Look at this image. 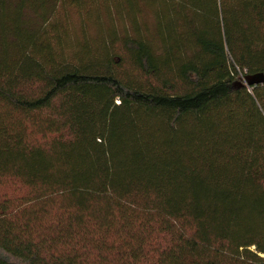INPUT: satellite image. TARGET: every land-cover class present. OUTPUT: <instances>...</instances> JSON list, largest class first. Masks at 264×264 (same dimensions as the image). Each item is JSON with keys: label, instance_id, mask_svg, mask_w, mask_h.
Segmentation results:
<instances>
[{"label": "trees", "instance_id": "obj_1", "mask_svg": "<svg viewBox=\"0 0 264 264\" xmlns=\"http://www.w3.org/2000/svg\"><path fill=\"white\" fill-rule=\"evenodd\" d=\"M258 74L264 0H0V264H264Z\"/></svg>", "mask_w": 264, "mask_h": 264}, {"label": "rangeland", "instance_id": "obj_2", "mask_svg": "<svg viewBox=\"0 0 264 264\" xmlns=\"http://www.w3.org/2000/svg\"><path fill=\"white\" fill-rule=\"evenodd\" d=\"M75 15L71 16L70 22L72 24H75V25L79 26L80 25V17L77 16V15L75 16ZM89 28H90L89 33L92 35L93 34L92 27L90 26Z\"/></svg>", "mask_w": 264, "mask_h": 264}, {"label": "water", "instance_id": "obj_3", "mask_svg": "<svg viewBox=\"0 0 264 264\" xmlns=\"http://www.w3.org/2000/svg\"><path fill=\"white\" fill-rule=\"evenodd\" d=\"M255 82H264V74H258L253 79L249 80V84H252Z\"/></svg>", "mask_w": 264, "mask_h": 264}]
</instances>
